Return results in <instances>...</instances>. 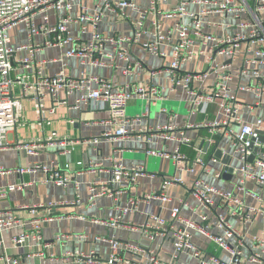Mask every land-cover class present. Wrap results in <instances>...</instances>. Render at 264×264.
<instances>
[{
  "label": "built area",
  "instance_id": "obj_1",
  "mask_svg": "<svg viewBox=\"0 0 264 264\" xmlns=\"http://www.w3.org/2000/svg\"><path fill=\"white\" fill-rule=\"evenodd\" d=\"M79 0H0V150L4 149L7 136L11 129L21 124L23 101L31 100L38 124L45 123V113L52 114L54 107L46 108L45 99L50 97L58 102V92L74 96L72 107L79 108L82 104H92L94 109L108 112L103 120L106 127L101 138L106 140L123 139L133 129L134 121L148 114L149 106L164 99V88L151 82L140 84L118 85L110 79L96 74L81 71L78 77L65 73L66 58L77 57L82 66H100L111 69H121L126 75H131L140 61H131L129 45L138 41L144 35H151L142 43L145 50L156 56H165L160 49L164 40L173 32L176 41L170 53V62L163 69L152 71V74L163 72L170 84V90L182 88L190 97L189 113L196 110H207L213 106V113L208 120L201 122H185L186 128H204L206 138L194 148L192 156L182 147L189 145L191 139L182 131L175 135L174 124H164L150 127L147 131L157 135L164 141L174 142L170 152L148 151L151 156H161L171 161L175 171L193 172L196 166L201 168V175H208L210 170L203 157L204 143L207 150L212 148L209 158L217 161L214 155L217 150L216 137L227 141L231 158L234 156L238 164L232 167L231 187H219L208 183L198 175L191 183L190 192L202 207L197 213V219H187L180 215V206L170 208L169 219L158 214L149 216V220L140 225L141 233L150 241L156 238L170 239L172 252L168 262L161 260L155 252H150L146 261L131 262V264H181L178 263L182 254L197 261L196 264H248L255 262L264 264V0H175V4L167 9L160 6L161 0H148L146 6H137L134 0H96L95 12H81L76 17L70 11ZM135 9L138 18L132 22L134 28L130 35H106L98 30V25L107 12L120 18H127V8ZM54 13L56 20L52 23L50 14ZM215 19V17H217ZM221 18V19H219ZM219 19V20H218ZM163 20H171L169 27H163ZM21 24L25 32V41L13 45L9 30ZM77 26V34H72L71 26ZM220 27L223 32L215 34L210 29ZM42 34L41 40L36 37ZM198 42V46L196 45ZM55 59L37 60L35 53L46 46L64 48ZM23 53H25L23 55ZM202 56L204 68L201 72H185L181 66ZM56 61L60 70L47 74L45 66ZM260 68L250 69V79L241 84L240 78L247 74L249 66ZM214 76L210 92L194 89V80H205ZM236 81L238 84L236 85ZM232 85H236L233 88ZM143 99L145 111L138 118H129L126 114L127 104L135 99ZM65 104L64 101H60ZM261 137L263 138L261 140ZM99 138H89L83 143L97 144ZM76 142L67 137H57L55 132L49 133L42 140L21 142L18 144L27 154H35L42 144L60 147L61 154H69ZM222 155L225 150H220ZM252 160L249 161V158ZM77 166L90 171L105 170L111 174L108 183H115L116 190H109L107 183H90L88 202H94L107 196L115 200L117 214L109 221H100L111 227H116L123 215L133 212L138 197L129 195V189L138 183L144 174V166L128 167L120 157L108 154L99 159H85L77 162ZM40 169L45 173V182L65 187L70 183L67 165L46 166L35 163L32 167L18 169L20 173ZM10 172L0 167V174ZM224 165L215 177L221 178ZM170 184L184 185L185 181L176 175L166 179L159 189L152 190L143 196L144 199L158 198L165 203L171 201L166 193ZM249 185L260 187L263 193L253 191ZM77 187V184L75 185ZM21 185L0 188V196L7 191L20 188ZM127 194L125 203L119 201L121 195ZM256 201L247 205L244 196ZM72 203H78L76 194ZM186 202L180 199V205ZM55 203L36 204L30 209L28 227L11 237L13 245H24L34 240L42 247L48 244L41 235L42 225L53 218L50 210ZM227 206L225 210L223 207ZM27 207V206H25ZM45 208L46 215L38 214V209ZM257 215L263 218V228L254 236L247 246L245 232L234 226L230 219H236L242 224H249ZM214 218V223L209 220ZM20 223V219L11 210L0 211V247H3L2 233ZM131 229H134L131 227ZM212 229L215 230L212 231ZM198 231L208 238L218 251L227 258H216L215 255L198 248L191 241V231ZM68 235L56 236L58 241ZM110 245V255L105 264H121L123 257L114 237L102 238ZM128 249L136 252L138 248L128 245ZM245 250L248 254L245 255ZM37 252V251H36ZM37 255H42L38 252ZM77 256L92 260L93 254H74L68 250L60 256L50 255L51 259L67 261ZM6 264H25L17 258L0 257Z\"/></svg>",
  "mask_w": 264,
  "mask_h": 264
},
{
  "label": "crops",
  "instance_id": "obj_2",
  "mask_svg": "<svg viewBox=\"0 0 264 264\" xmlns=\"http://www.w3.org/2000/svg\"><path fill=\"white\" fill-rule=\"evenodd\" d=\"M115 2L117 0H110ZM148 0H134L137 6H146ZM175 4V0H161L160 6L164 9ZM96 0H79L73 9L70 11L72 17H76L81 12L93 14L95 12ZM127 18H120L111 12H107L105 17L98 25V30L106 35L125 34L130 35L133 32V24L138 18V13L135 9H126ZM264 16V13H262ZM215 17V19H217ZM221 19V18H219ZM218 19V20H219ZM50 20L53 23L56 20L54 13L50 14ZM171 20H163V27H169ZM20 28L18 30L17 28ZM18 30V31H17ZM72 34H77V26H71ZM22 31V32H21ZM210 32L220 34L223 29L216 27L210 29ZM22 35V38L19 36ZM9 37L13 45L21 44L25 41V32L21 24L16 25L9 30ZM42 34L36 37L37 41L41 40ZM152 39L151 35H144L138 41L129 45V57L131 61H140L141 67H137L131 75H126L121 69H111L100 66H82L77 57L66 58L65 73L78 77L81 71H86L90 74H96L104 78L116 82L118 85L124 84H144L151 82L154 85L164 88V99L156 101L149 106L148 114L141 117L140 120L134 121L131 125L133 131L123 139L106 140L101 138V133L106 127L103 125V120L108 117V112L104 110L94 109L91 104H82L79 108L74 109L72 103L74 96L66 95L63 91L58 92V102L50 97L45 99V107H54L52 114L45 113V123L43 126L38 124L34 104L31 100L23 101L22 105V120L15 128L11 129L7 136V142L4 149L0 150V167L10 170L5 174H0V188L8 186L21 185L12 191H7L4 196H0V211L11 210L20 219V223L10 229L3 231V247H0V257L17 258L25 264H105L108 259L111 249L107 241L102 238L114 237L119 245L120 253L123 257L121 264H131V262L146 261L150 252H155L157 256L168 262L172 252V242L166 238H156L150 241L141 233L140 225L149 220V216L158 214L164 219H169L170 208L180 206V215L184 218L192 220L197 219V213L202 211V207L195 200L190 192L192 181L201 175V168L196 166L193 172L175 171L172 168L171 161L161 156L148 155V151L155 152H170L175 146L174 142L164 141L157 135H152L147 131L150 127H156L164 124H174L176 128L173 133L178 135L180 131L186 134L190 139L189 145L182 148L191 156L196 154L194 148L199 146L206 138V130L204 128H186L185 122H201L208 120L213 113V106H209L207 110H196L195 113H189L188 109L191 105L189 95L182 88L170 90V84L163 72L152 74V71L163 69L170 62V53L173 50V45L176 41V33L173 32L160 46V49L165 52V56H156L145 50L142 43ZM198 46V42H196ZM64 48L58 46H46L35 53L37 60L55 59L58 58ZM25 53H23L24 55ZM61 68L60 63L52 61L45 66L47 74H54ZM204 68L203 57L199 56L192 61H189L181 66L185 72H201ZM260 68V66H249V71L244 74L239 82L246 83L250 79V69ZM214 76L209 75L205 80H194V89L202 92H210ZM238 84V81L235 83ZM236 85H232L233 88ZM65 100V104L60 101ZM145 103L143 99L135 98L131 100L126 107L129 113L135 108L144 106L139 103ZM170 106H168V105ZM141 108V109H142ZM154 110V112L152 111ZM137 111L134 115H127L129 118H138L141 114ZM128 113V114H129ZM55 132L57 137H67L71 141L76 142L74 149L69 154H61L60 147L49 146L42 144L36 149L35 154H27L21 148V142H30L33 140H42L49 133ZM99 138L97 144L83 143V140L89 138ZM207 144L204 143L203 157L207 161L209 174L201 176L210 184L219 187H231L228 180L217 178L214 176L222 168L221 160L212 161L209 156L212 148L207 150ZM217 150H225L229 157V163L237 165V159L228 155L230 150L227 141L224 138L216 137ZM216 152V150H215ZM108 154H115L120 157L125 165L131 168L144 166V174L139 177L138 183L129 189V195L137 196L138 200L133 212L123 215L116 227H111L103 224L100 221H109L116 214L115 200L110 197L102 196L98 198L93 205L88 202L90 195L88 187L90 183L97 184L107 183L109 190H116L115 183H108L111 179V174L105 170L90 171L89 169L80 168L77 162L88 158L99 159ZM215 154V153H214ZM218 159V158H217ZM35 163H40L46 166L67 165L68 175L71 178L70 183L65 187L57 186L51 182H45V173L40 169L31 170V172L20 173L18 169L32 167ZM173 175L181 177L184 185L170 184L166 188V193L170 196L171 201L163 202L158 198L144 199L143 196L149 194L152 190L159 189L166 179ZM77 184V187L75 186ZM253 191L263 193L260 187L249 185ZM76 194L79 195L78 203H72L75 200ZM244 196V195H243ZM247 205H254L256 201L249 196H244ZM127 194L121 195L119 201L125 203ZM180 199H183L186 204L180 205ZM55 203V206L50 210L53 218L42 225L41 235L42 242L48 244L47 247H42L34 240H29L24 245H13L10 241L11 237L18 235L28 227L30 209L36 204ZM27 206V207H25ZM227 206L223 207L225 210ZM38 214L45 216L46 209H38ZM210 224L214 223V218L209 220ZM230 222L237 228H241L245 232V242L250 245L254 236L259 234L263 228V218L261 215L255 216L249 224H242L236 219H230ZM133 227L134 229H131ZM212 231L215 232L214 229ZM68 235L62 241L56 239L57 235ZM191 241L200 249L215 255L216 258H227V256L218 251L215 245L198 231H191ZM128 245H133L138 248L134 252L127 248ZM70 251L74 254L82 252L83 254H93L92 260L88 258H79L74 256L67 261L54 260L50 255L60 256L64 251ZM37 251V252H36ZM41 252L42 255H37ZM245 255L248 250H245ZM178 263L181 264H196L195 259L188 255L182 254ZM0 264H6L4 259L0 260ZM209 264H214L210 262ZM248 264H257L250 262Z\"/></svg>",
  "mask_w": 264,
  "mask_h": 264
},
{
  "label": "water",
  "instance_id": "obj_3",
  "mask_svg": "<svg viewBox=\"0 0 264 264\" xmlns=\"http://www.w3.org/2000/svg\"><path fill=\"white\" fill-rule=\"evenodd\" d=\"M262 139L263 138L261 137V140ZM214 155L216 158L220 159L222 164L224 165V172L222 173L221 178L224 180L230 181L232 178V174H231L232 167L229 165V160H230L229 157L227 155L226 156L222 155L220 150H216ZM251 160H252V157L249 158V161Z\"/></svg>",
  "mask_w": 264,
  "mask_h": 264
},
{
  "label": "rangeland",
  "instance_id": "obj_4",
  "mask_svg": "<svg viewBox=\"0 0 264 264\" xmlns=\"http://www.w3.org/2000/svg\"><path fill=\"white\" fill-rule=\"evenodd\" d=\"M17 29L20 30L21 27H20V28L18 27ZM18 30H17V31H18ZM21 32H22V31H21ZM19 38H22V35L19 36ZM143 104H144V106H143ZM140 105L143 106V108L141 107L142 109L140 108V110H139V108H135L134 110L131 111V113H129V109H128V110H127V115H134L137 111H139L138 114H141L142 111H145V105H146V103H142V102H141V103H139V106H140ZM166 105H168V104H166ZM168 106H170V105H168ZM152 111L154 112V110H152ZM128 113H129V114H128ZM171 164H172V163H171ZM172 168L174 169V166H173V165H172Z\"/></svg>",
  "mask_w": 264,
  "mask_h": 264
}]
</instances>
